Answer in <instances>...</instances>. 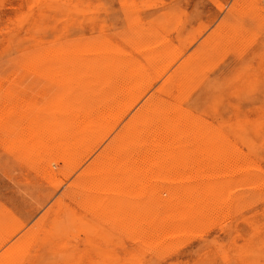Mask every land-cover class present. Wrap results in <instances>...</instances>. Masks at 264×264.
Wrapping results in <instances>:
<instances>
[{"label":"rangeland","instance_id":"1","mask_svg":"<svg viewBox=\"0 0 264 264\" xmlns=\"http://www.w3.org/2000/svg\"><path fill=\"white\" fill-rule=\"evenodd\" d=\"M0 264H264V0H0Z\"/></svg>","mask_w":264,"mask_h":264},{"label":"bare ground","instance_id":"2","mask_svg":"<svg viewBox=\"0 0 264 264\" xmlns=\"http://www.w3.org/2000/svg\"><path fill=\"white\" fill-rule=\"evenodd\" d=\"M118 68V67H117ZM127 83H129V82H127ZM120 84V83H119ZM123 85V84H122ZM121 88V87H120ZM125 89V88H124ZM122 90V89H121ZM121 90H119V91H121ZM121 92H123V91H121ZM150 97V96H149ZM151 98V97H150ZM107 102V101H106ZM108 103V102H107ZM143 106V105H142ZM140 111V110H139ZM133 115V114H132ZM159 127V126H158ZM159 129H163V128H159ZM158 132V131H157ZM151 133V132H150ZM160 133V132H159ZM157 134V133H156ZM142 138V137H141ZM50 139V138H49ZM47 150V149H46ZM112 151V150H111Z\"/></svg>","mask_w":264,"mask_h":264}]
</instances>
